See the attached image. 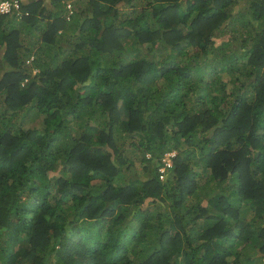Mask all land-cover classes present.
<instances>
[{"label":"trees","instance_id":"trees-1","mask_svg":"<svg viewBox=\"0 0 264 264\" xmlns=\"http://www.w3.org/2000/svg\"><path fill=\"white\" fill-rule=\"evenodd\" d=\"M7 1L0 264H264V0Z\"/></svg>","mask_w":264,"mask_h":264},{"label":"built area","instance_id":"built-area-1","mask_svg":"<svg viewBox=\"0 0 264 264\" xmlns=\"http://www.w3.org/2000/svg\"><path fill=\"white\" fill-rule=\"evenodd\" d=\"M16 7L18 6V3L15 1L13 3ZM10 2L5 0V1H2L0 2V11L1 12H5L7 10H9L10 8ZM174 154V151H167L165 152L164 156H163V160H164V166H161L160 169L161 170H164L165 166H169L171 165L172 163V159H171V156Z\"/></svg>","mask_w":264,"mask_h":264},{"label":"clouds","instance_id":"clouds-1","mask_svg":"<svg viewBox=\"0 0 264 264\" xmlns=\"http://www.w3.org/2000/svg\"><path fill=\"white\" fill-rule=\"evenodd\" d=\"M67 6H70V4H67Z\"/></svg>","mask_w":264,"mask_h":264}]
</instances>
